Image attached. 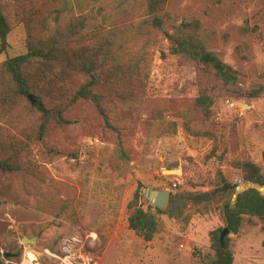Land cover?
I'll return each mask as SVG.
<instances>
[{"label": "rangeland", "instance_id": "1", "mask_svg": "<svg viewBox=\"0 0 264 264\" xmlns=\"http://www.w3.org/2000/svg\"><path fill=\"white\" fill-rule=\"evenodd\" d=\"M120 2L81 0L82 7L73 12L53 13L48 33L64 30L85 15L83 34L89 35L97 24L116 16ZM2 3L12 31L7 50H0V62L27 51V29L17 19L13 0ZM167 8L179 21L194 16L214 32L210 47L238 70L243 89L264 84V0H169ZM155 37L148 103L165 106L193 100L198 95L194 64L171 54L163 35ZM142 43L132 41L129 50ZM88 110L84 104L69 111L66 115L74 124L52 134L46 148L33 147V173L16 178L13 188L0 197V255L5 264H23L29 257L34 260L28 264H203L214 254L210 232L224 226L218 201L211 195L220 172L250 187L235 160L263 163L264 96L216 98L210 118L214 138L196 137L182 128L176 134L159 135L155 130L147 134L132 121L125 133L134 153L123 173L111 165L113 138L105 137L99 116H87ZM11 120L0 124L15 132L18 128ZM13 120L18 127L23 123L19 117ZM50 147L78 156L51 158ZM173 169L179 171H166ZM139 183L143 191L175 189L186 195L168 201V211L159 216L160 229L150 242L128 226V205ZM206 194L212 203H205ZM253 221H245L239 234L229 235L235 264H264L263 223ZM36 235L34 246L22 242L23 236Z\"/></svg>", "mask_w": 264, "mask_h": 264}, {"label": "trees", "instance_id": "2", "mask_svg": "<svg viewBox=\"0 0 264 264\" xmlns=\"http://www.w3.org/2000/svg\"><path fill=\"white\" fill-rule=\"evenodd\" d=\"M13 2L17 19L27 29V51L0 62V121L12 119L10 123L18 128L14 132L0 124V197L13 188L16 178L33 173L35 168L30 157L33 149L46 148L52 134L74 124L66 114L80 105L86 104L90 109L87 116L98 115L105 137L110 134L113 138L115 150L111 165L123 173L134 153L125 133L132 121L140 124L147 134L152 130L159 135L176 134L182 128L196 137L214 138L210 118L216 98L264 96V84L250 89L240 86L238 70L223 59L222 53L210 47L214 32L194 16L179 21L167 8L169 0H121L116 16L110 22L104 20L97 24L89 35L83 34L87 25L85 15L76 17L64 30L48 33L50 16L73 12L76 7H82L81 0ZM169 29L172 32L168 33ZM11 31L0 0L1 51L7 50ZM157 35L169 41L171 54L194 64L198 95L193 100L180 105L148 103L146 92L153 62L151 46ZM138 39L143 40L140 48L129 50V43ZM16 117L23 122L19 127L13 120ZM47 153L51 158L78 156L58 147H50ZM262 158V164L250 158L237 159L234 166L242 171L245 181L264 186V150ZM220 174L211 195L218 201L224 226L210 232L214 254L203 264H235L232 237H226L224 248L221 245L224 227L230 233L239 234L245 221L254 222L258 218L264 231V192L251 186L241 191L231 206L238 184L222 171ZM185 197L172 189L169 201L177 202ZM205 203L212 202L206 199ZM128 206L129 228L144 240L152 241L160 229L159 216L168 210L150 202L142 183L138 184ZM0 264H5L3 259Z\"/></svg>", "mask_w": 264, "mask_h": 264}, {"label": "water", "instance_id": "3", "mask_svg": "<svg viewBox=\"0 0 264 264\" xmlns=\"http://www.w3.org/2000/svg\"><path fill=\"white\" fill-rule=\"evenodd\" d=\"M30 99L33 101V103H36L35 98L33 97V95H30ZM167 172H175V171H179V170H166ZM246 185L248 184H252L253 186L257 187L260 191H264V187L263 186H259L256 185L250 181H246L245 182ZM251 187V186H250ZM249 187H243L241 185H237L236 189H235V193L232 199V203L231 206H234L235 202H236V198L238 196V194L247 189ZM144 194L146 197H148L150 199V201L153 203L154 206L161 208V209H165L168 201H169V195H170V191L169 189H153V188H147L144 191ZM205 199H211V196L209 194H206V196L204 197ZM230 235V230L227 227H224L221 231V245L224 248L225 247V239L227 236ZM38 241V236H33V237H28V236H23L22 238V242L23 243H31V246H34ZM32 250V249H31ZM34 250V249H33ZM0 259H3V256L0 255Z\"/></svg>", "mask_w": 264, "mask_h": 264}, {"label": "bare ground", "instance_id": "4", "mask_svg": "<svg viewBox=\"0 0 264 264\" xmlns=\"http://www.w3.org/2000/svg\"><path fill=\"white\" fill-rule=\"evenodd\" d=\"M31 260H34V258L32 257L26 258L23 264H28Z\"/></svg>", "mask_w": 264, "mask_h": 264}, {"label": "crops", "instance_id": "5", "mask_svg": "<svg viewBox=\"0 0 264 264\" xmlns=\"http://www.w3.org/2000/svg\"><path fill=\"white\" fill-rule=\"evenodd\" d=\"M154 189V188H153ZM145 195V194H144ZM148 198V197H147ZM129 226V225H128ZM131 231H133L132 229H130ZM135 233V231H133ZM146 241V240H145ZM147 242H150V241H147ZM183 246V245H182Z\"/></svg>", "mask_w": 264, "mask_h": 264}, {"label": "built area", "instance_id": "6", "mask_svg": "<svg viewBox=\"0 0 264 264\" xmlns=\"http://www.w3.org/2000/svg\"><path fill=\"white\" fill-rule=\"evenodd\" d=\"M33 263V262H32Z\"/></svg>", "mask_w": 264, "mask_h": 264}]
</instances>
